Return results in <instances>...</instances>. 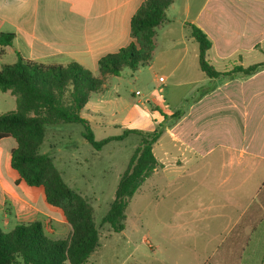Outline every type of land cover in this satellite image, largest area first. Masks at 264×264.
Returning a JSON list of instances; mask_svg holds the SVG:
<instances>
[{"label": "rangeland", "instance_id": "obj_1", "mask_svg": "<svg viewBox=\"0 0 264 264\" xmlns=\"http://www.w3.org/2000/svg\"><path fill=\"white\" fill-rule=\"evenodd\" d=\"M184 1L179 0L180 7ZM203 1L191 0L193 8ZM194 46L197 48L195 42ZM163 47L160 44L157 48L150 62L152 67L143 65L138 71L124 67L117 76H105L103 89L99 92L108 102L97 105L102 114H92L91 107H88L90 111L85 108L81 112L89 122L95 141L121 135L125 129L152 132L159 124L164 130L170 128L173 124L171 116L178 110H186L199 97L202 89H196L192 94L191 86L178 84L188 80L199 82L205 77L194 56L197 51L190 50L176 72L169 74L168 69L175 62ZM257 60L264 62V54ZM215 65L220 70V66ZM160 77L166 81H159ZM223 79L229 77L223 76ZM255 80L264 82V74ZM208 87L209 84L202 88ZM97 99L95 95L91 97V106L96 105ZM231 103L236 105L235 108ZM247 104L249 109L245 115L237 98L226 101L219 96L212 103L209 99L204 100L201 110H194L182 125L185 132L193 131L197 135L190 141L196 147L193 154L185 153L182 146L169 142L166 136L153 145L158 167L129 200L122 232L112 231L101 220L140 138L131 134L95 150L82 137L81 125L47 126L42 150L51 149L56 169L62 173L64 182L93 210L99 247L86 264H192L196 243L199 264H204L207 261L205 253L213 247L223 246L226 228L234 221L242 224L238 223L241 218L237 211L232 214L231 221L212 216L221 212L220 207L228 200L222 195L229 187L223 180H246V185L233 196L241 197L237 201L241 205L239 210H247L249 214L264 203V94L247 98ZM13 108L15 104L9 102L0 104L2 113ZM227 146L234 150L226 152ZM240 150H245L244 159H239ZM186 156L189 157L187 160ZM202 180L211 182L204 184ZM205 209L209 210L201 214L198 222H191L195 218L190 213L179 216L180 212ZM253 223L258 227L257 233L264 231V217ZM177 225L211 229L207 233L186 236L176 232ZM177 236L180 238H175Z\"/></svg>", "mask_w": 264, "mask_h": 264}, {"label": "crops", "instance_id": "obj_2", "mask_svg": "<svg viewBox=\"0 0 264 264\" xmlns=\"http://www.w3.org/2000/svg\"><path fill=\"white\" fill-rule=\"evenodd\" d=\"M145 1L0 0V34L13 35L10 45H0V68L14 64L20 57L44 65H66L73 62L89 70L96 77H100L98 60L129 46L132 41L131 18ZM166 15L169 22L157 31V45L152 58L162 44L164 51H167V55L174 58L175 62L168 69L169 74L176 72L190 50L197 51L194 56L198 58V49L194 46L186 23L201 29L211 41L207 59L212 66L214 64L220 66V70L213 66L218 72L230 71L235 66L247 67L260 63L257 57L264 54V0H204L195 8L191 0H185L182 7L179 0H173L166 10ZM150 62L146 64L149 68L152 67ZM262 74L264 71L250 76L236 74L229 79H223V76L209 79L205 76L199 82L192 80L178 82V84L184 83L181 85L191 86L192 94L196 89H202V92L186 107V110L182 111L181 116L170 128L165 127L158 141H161L162 136H166L169 142L182 146L185 153L193 154L196 152V147L190 144V141H193L197 135L195 136L193 131L185 132L182 128L193 111L199 112L204 100L209 99L212 103L215 98L221 96L226 101L237 98L239 105L244 107L246 115L249 109L247 98L264 94V82L255 80ZM165 81L166 79L163 78L162 82ZM207 84L209 87L203 89L202 87ZM93 95L98 98V102L91 106ZM93 95L83 110L86 108L90 111L88 107H91L92 114H102L98 108L108 101L100 92ZM8 102L15 104L16 108L15 96L10 91H0V104ZM231 104L235 108L236 102ZM15 108L10 111H14ZM0 114L3 113L0 111ZM43 143L44 141L40 146V153L47 154L55 165L54 154L51 149L42 150ZM15 147L16 142L11 137L0 140L1 230L8 232L16 226L39 221L46 236L54 240L65 239L71 229L62 211L46 202L41 186L27 185L11 167V152ZM231 150L234 149L227 146L225 151L229 153ZM245 154V150H240L239 159H244ZM184 158L187 160L189 157ZM60 174L62 177L61 172ZM206 182L209 183L211 180H202V183L206 184ZM223 183L226 187L229 186L222 193L228 200L220 207L221 212L217 211L212 216L231 221L232 214L237 211L239 212L237 216L241 218V222L238 223L242 224H235L237 221H234V224L226 228L225 243L205 253L207 261L203 263L264 264V236H262L264 231L257 233L258 227L253 223L254 220L257 222V219L264 217V203L249 214L247 210H239L241 205L237 201L241 197L233 196L246 185V180H223ZM208 210L180 212L179 216L190 213L195 218L191 222H198L201 214ZM210 229L208 226L197 225L175 227L177 233L184 235L207 233ZM210 237L215 238L212 235ZM195 248L198 249L197 243L192 250L191 262L193 264L194 260V264H199L201 260Z\"/></svg>", "mask_w": 264, "mask_h": 264}, {"label": "trees", "instance_id": "obj_3", "mask_svg": "<svg viewBox=\"0 0 264 264\" xmlns=\"http://www.w3.org/2000/svg\"><path fill=\"white\" fill-rule=\"evenodd\" d=\"M172 3L173 0H146L139 7L130 21L131 43L98 60L100 77L77 63L44 65L20 57L14 64L0 68V91H10L16 100L14 111L0 114V140L11 137L16 142L11 152V167L27 185L43 188L46 202L62 211L71 229L67 238L54 240L46 236L39 221L16 226L8 232L0 228V264H86L99 247L92 207L64 182L52 159L39 151L47 126L81 125L82 137L95 150L131 134L140 138L101 220L114 232L125 229L129 200L158 167L153 145L164 127L159 124L152 132L125 129L121 135L95 141L89 122L81 112L90 97L103 89L106 75L117 76L124 67L136 71L151 61L157 31L169 22L166 10ZM185 26L197 45L198 67L207 78L250 76L264 71V62H260L247 67L235 66L227 73L218 72L207 59L211 41L206 34L193 24ZM12 38V34H0V45H10ZM181 113L178 110L171 116L173 123Z\"/></svg>", "mask_w": 264, "mask_h": 264}, {"label": "built area", "instance_id": "obj_4", "mask_svg": "<svg viewBox=\"0 0 264 264\" xmlns=\"http://www.w3.org/2000/svg\"><path fill=\"white\" fill-rule=\"evenodd\" d=\"M159 80L162 82L163 81V78H160Z\"/></svg>", "mask_w": 264, "mask_h": 264}]
</instances>
